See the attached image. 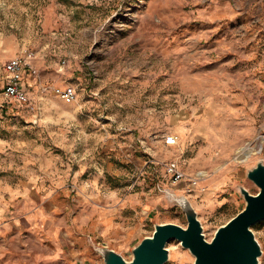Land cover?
Instances as JSON below:
<instances>
[{
    "label": "rangeland",
    "instance_id": "obj_1",
    "mask_svg": "<svg viewBox=\"0 0 264 264\" xmlns=\"http://www.w3.org/2000/svg\"><path fill=\"white\" fill-rule=\"evenodd\" d=\"M29 53L35 110L3 95L5 63ZM259 162L264 0H0V244L45 240L23 225L42 219L71 235L49 264H104L97 247L130 261L158 222L187 227L179 196L211 241L245 208L239 187L259 192L247 178ZM251 229L264 264V220ZM168 248L166 264H194L181 242Z\"/></svg>",
    "mask_w": 264,
    "mask_h": 264
},
{
    "label": "water",
    "instance_id": "obj_2",
    "mask_svg": "<svg viewBox=\"0 0 264 264\" xmlns=\"http://www.w3.org/2000/svg\"><path fill=\"white\" fill-rule=\"evenodd\" d=\"M258 188L251 194L244 186L239 187L245 208L225 225L219 227L211 241H207L197 213L186 196L174 200L184 212L188 225L173 223L156 224L151 236L134 247L130 261L107 247H97L104 264H166L169 261L168 244L181 242L195 257L194 264H259L262 250L252 231V226L264 220V163L259 162L247 173Z\"/></svg>",
    "mask_w": 264,
    "mask_h": 264
},
{
    "label": "crops",
    "instance_id": "obj_3",
    "mask_svg": "<svg viewBox=\"0 0 264 264\" xmlns=\"http://www.w3.org/2000/svg\"><path fill=\"white\" fill-rule=\"evenodd\" d=\"M179 185L177 184L176 187H179ZM151 206L159 210L167 207L165 196L157 195L154 197L151 200ZM165 223L167 222H158L157 224ZM104 224V220L100 219L96 223L95 229L100 231L103 229L102 226ZM23 225L25 227L30 225L35 226L34 230L37 228L43 231L47 235V238L43 241L35 240L36 242L30 243L33 240L31 239L28 242L27 238L22 237L19 232L17 236L10 237L8 241L0 244V264H49L57 263L61 260L63 257V248L71 242V235L68 231L61 232L53 223L44 222L42 219H36L30 223L23 221ZM3 229L6 231L13 228H10L9 225H4ZM63 231L65 230L63 229ZM31 244H34V246Z\"/></svg>",
    "mask_w": 264,
    "mask_h": 264
},
{
    "label": "built area",
    "instance_id": "obj_4",
    "mask_svg": "<svg viewBox=\"0 0 264 264\" xmlns=\"http://www.w3.org/2000/svg\"><path fill=\"white\" fill-rule=\"evenodd\" d=\"M38 78L39 70L37 66L32 63V53L25 56H17L7 61L4 65L3 75L4 97L7 100L35 110L32 99L29 95V82L34 81V84L38 86ZM60 96L65 103L73 104L77 99V88L73 85H68L60 91ZM165 143L168 146H174L178 143V139L174 135H169L165 139ZM166 171L174 183L181 182L185 178V174L175 162L168 163L166 165ZM191 186H197V181H192ZM167 195L169 196L168 192ZM170 198H174V196Z\"/></svg>",
    "mask_w": 264,
    "mask_h": 264
},
{
    "label": "bare ground",
    "instance_id": "obj_5",
    "mask_svg": "<svg viewBox=\"0 0 264 264\" xmlns=\"http://www.w3.org/2000/svg\"><path fill=\"white\" fill-rule=\"evenodd\" d=\"M176 138L178 139V137L176 136ZM170 197L174 196V193L168 192Z\"/></svg>",
    "mask_w": 264,
    "mask_h": 264
}]
</instances>
